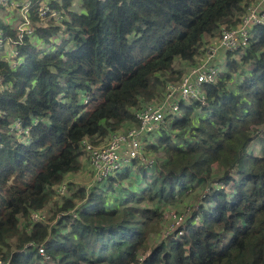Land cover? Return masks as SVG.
Segmentation results:
<instances>
[{"label":"trees","instance_id":"1","mask_svg":"<svg viewBox=\"0 0 264 264\" xmlns=\"http://www.w3.org/2000/svg\"><path fill=\"white\" fill-rule=\"evenodd\" d=\"M32 1L35 21L39 0ZM250 1L82 0L80 11L70 9L72 0L50 1L63 12L61 26L40 25L33 35L47 46L24 36L15 68L0 57V264H42L38 245L56 264H264V139L259 154L247 152L264 126V26L248 47L226 52L229 70L205 85L204 106L181 102L151 135L145 149L162 157L63 195L55 217L77 207L75 218L64 214L54 225L31 218L81 169L84 138L106 139L135 122L134 109L182 76L176 62L194 65ZM63 26L67 38L49 50ZM238 54L251 66L233 80ZM186 198L198 205L199 223L149 244L163 210Z\"/></svg>","mask_w":264,"mask_h":264},{"label":"built area","instance_id":"2","mask_svg":"<svg viewBox=\"0 0 264 264\" xmlns=\"http://www.w3.org/2000/svg\"><path fill=\"white\" fill-rule=\"evenodd\" d=\"M50 1H38L37 20L33 21L30 18L32 0H0V5L10 4L18 10L20 15V20L14 25L15 27L8 24L17 32L15 40L5 37L0 27V57L8 63L9 67L15 68L22 61L17 45L24 36L33 37L35 28L40 26L38 22H41L42 26L48 25L47 20L61 24L63 12L51 9ZM260 26H264V0H252L247 3L236 24L225 23L222 25L220 34L205 45L201 54L196 56L197 62L190 66L178 81H170L165 84L161 100L148 102L142 107L134 109V124H126L123 130L112 132L109 141L100 146H94L89 142L90 139L84 138L81 141L82 149L97 182L102 184L108 177L120 171L123 166L130 165L133 161L145 164V166L151 165L153 159L148 157L142 141L150 134L160 130L165 124L166 116L178 112L181 102L185 104L197 102L204 106L207 101L205 85L214 83L219 72L217 65L219 54L223 51L233 52L248 47L255 28ZM19 124L17 121L11 129L18 128ZM260 132H264V126L260 127ZM67 192V182H62L55 187V196L62 197ZM204 196L202 194V197ZM197 206H194L193 211L181 213V215L164 210L162 220L169 219L165 230H163L165 237L170 234L173 237H180L184 234L188 223L198 224L200 216L197 213L193 214L197 210ZM76 208L63 211L57 216L70 214L75 218L77 217ZM190 208L192 207L190 206ZM31 218L34 221L44 220L41 212L32 213ZM37 252L41 256L42 264H56L43 245L37 246Z\"/></svg>","mask_w":264,"mask_h":264},{"label":"rangeland","instance_id":"3","mask_svg":"<svg viewBox=\"0 0 264 264\" xmlns=\"http://www.w3.org/2000/svg\"><path fill=\"white\" fill-rule=\"evenodd\" d=\"M58 1L61 2V0H57V2ZM70 9L75 10V11H80L82 9V0H72V4L70 6ZM0 15H4L6 17V19H10L7 21L10 25H13V26L16 25L17 21L19 22V20H20V15H19L18 10L13 8V6H11L10 4H8L7 6L0 5ZM0 18L3 20V18L1 16H0ZM11 22H13V23H11ZM50 22L53 24L61 26V24L55 23V21H53V20H47L46 21V23H50ZM3 23H5V22H3ZM38 23L40 25H42L41 22H38ZM63 32H64V26L58 33L53 34V36H51V38H50L51 42L50 43L53 46H49V48H48L49 50H51V49L54 50L58 43H60L64 38H67V34H65ZM32 41L34 43H37L36 45H38L39 49L45 48L47 46V44H40L39 45L38 41H40V40L36 37H32ZM67 45H69V43H67L66 46ZM219 55H220V57H218L219 59H218L217 65H218L219 72L221 71L220 73H223L224 71L229 70V68L226 67L225 63H226V60H228V59L230 61L232 56H228L225 51L221 52ZM233 60H235L237 62L235 68L230 70L231 75L233 76V80H234L237 77H242V75L248 71L251 64L241 62L240 61V54L236 55L235 59H233ZM175 67L177 69H180L182 71V75H183V72L186 73L189 66H187V63L176 62ZM179 79L180 78H178L177 80H171V81H178ZM231 82H230V84H232ZM158 93L159 94L156 95L155 98L150 100L149 102L161 100L162 96H163L162 90H159ZM196 112H198V111H196ZM131 124H134V123H131ZM165 126H166V122L163 125V127H165ZM123 129H124V127H122L120 130H123ZM151 135H153V134H150L148 138H146L144 141H142L144 146H146L149 142H152L153 139L156 138V137L155 138L152 137ZM262 138L264 139V132L261 133L260 137L256 138L253 142H251L248 145L247 152L259 154L260 148H261V141H263ZM109 139H110V136L106 139L95 138L93 140H89V142L94 146H100V145H103L106 142H108ZM146 152L148 154V157H150L152 159L156 158L157 154L159 155V157L163 156L162 151L152 152V151L146 150ZM81 163H82V165H81V169L79 171L71 174L70 176L69 175L67 176L70 179V180H67V183L70 182V186L68 188V190H70V191H68L66 193V195H69V192H71L73 189L75 190L76 187H84L85 190L88 191L92 187H94L96 185H100V183H98L96 178L94 177V172H93V170L89 164L88 158L85 154L82 157ZM132 170H134V172L137 174V168L135 166L132 167ZM229 171L231 174H234L236 176L237 171L235 168L230 169ZM125 182L127 185L128 179L125 180ZM107 185L108 184L106 183L105 188L103 190L105 195H109V193L106 192L109 189V188H107ZM135 185H137L138 187H143L144 183L141 181V183L139 182V183H136ZM231 185L232 184L230 182L224 187L225 189H227V193L229 194V196L233 194L232 189H231ZM198 194L201 195V187H197L196 191L193 192V197H196V195H198ZM61 198L62 197L59 198V196H57V195L53 196L52 199L47 203L45 209L41 212V215L44 217V220L50 222L51 225L55 224V220L58 217L57 215L55 217L54 211H55L56 205L61 202ZM198 198H199V196L197 198H195L194 201H196ZM184 200H186V199H184ZM81 202H82V200L81 201L79 200L78 204H80ZM168 206H169L168 208H165V211L166 212L171 211V213H173V214H180L181 215V213H185V212L189 213V212L194 210V207L190 208L188 201H186V202L180 201V202H178V204L168 205ZM186 209H190V210L186 211ZM168 222H169V219H167V220L165 219L164 221L162 220L160 223L159 230L156 229L157 231L152 230V232H150V234L151 233L152 234L149 235L150 236V239L148 241L149 244H151L153 242H155V243L159 242L165 238L163 230H165L166 224ZM67 229H69V227ZM4 248H5V246H4Z\"/></svg>","mask_w":264,"mask_h":264},{"label":"crops","instance_id":"4","mask_svg":"<svg viewBox=\"0 0 264 264\" xmlns=\"http://www.w3.org/2000/svg\"><path fill=\"white\" fill-rule=\"evenodd\" d=\"M0 16L3 18V20L0 18V22H2V23L5 22L4 24H7V25H8L9 23H8L7 20H10V19H6V17H5L4 15H0ZM4 19H5V20H4ZM11 23H13V22H11ZM38 43H39V42H38ZM218 57H220V55H219ZM218 59H219V58H218ZM82 157H83V156H82ZM82 157H81V159H80V162H82ZM81 165H82V163H81ZM70 175H71V174H69V176H70ZM65 180H66V182H67V180H70V179H69V177H66ZM64 182H65V181H64ZM193 200H194V199H193ZM186 201L189 202V201H192V200H191L190 198H186V200H184V202H186Z\"/></svg>","mask_w":264,"mask_h":264}]
</instances>
